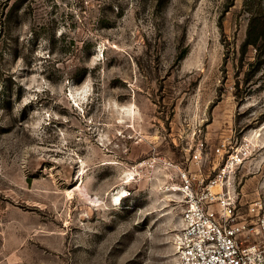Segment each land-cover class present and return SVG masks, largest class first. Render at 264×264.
Here are the masks:
<instances>
[{"label":"rangeland","instance_id":"rangeland-1","mask_svg":"<svg viewBox=\"0 0 264 264\" xmlns=\"http://www.w3.org/2000/svg\"><path fill=\"white\" fill-rule=\"evenodd\" d=\"M246 5L0 0V264H176L184 173L264 203Z\"/></svg>","mask_w":264,"mask_h":264},{"label":"built area","instance_id":"built-area-1","mask_svg":"<svg viewBox=\"0 0 264 264\" xmlns=\"http://www.w3.org/2000/svg\"><path fill=\"white\" fill-rule=\"evenodd\" d=\"M225 173L223 168L205 188H190L183 174L186 203L173 237L176 264H264V203L252 202L241 214Z\"/></svg>","mask_w":264,"mask_h":264},{"label":"trees","instance_id":"trees-1","mask_svg":"<svg viewBox=\"0 0 264 264\" xmlns=\"http://www.w3.org/2000/svg\"><path fill=\"white\" fill-rule=\"evenodd\" d=\"M249 18L242 43V53L248 47L254 48L260 56L264 54V0H246ZM183 54L180 56L182 57Z\"/></svg>","mask_w":264,"mask_h":264}]
</instances>
